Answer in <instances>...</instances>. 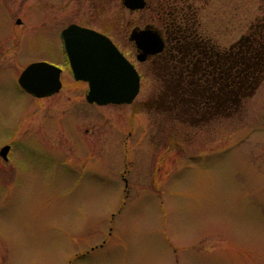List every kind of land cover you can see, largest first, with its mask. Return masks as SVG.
<instances>
[{
  "label": "rangeland",
  "instance_id": "obj_1",
  "mask_svg": "<svg viewBox=\"0 0 264 264\" xmlns=\"http://www.w3.org/2000/svg\"><path fill=\"white\" fill-rule=\"evenodd\" d=\"M42 2L58 33L73 20L110 32L141 15L0 0V264H264V79L232 120L202 128L155 118L152 63L136 64L131 105H89L87 85L42 49V38L59 43L40 25ZM209 2L201 28L223 50L263 19L261 0ZM43 57L65 71L48 100L17 85Z\"/></svg>",
  "mask_w": 264,
  "mask_h": 264
},
{
  "label": "trees",
  "instance_id": "obj_2",
  "mask_svg": "<svg viewBox=\"0 0 264 264\" xmlns=\"http://www.w3.org/2000/svg\"><path fill=\"white\" fill-rule=\"evenodd\" d=\"M175 28V43L153 63L147 105L161 122L191 127L230 121L264 79V15L228 50L199 30L194 17Z\"/></svg>",
  "mask_w": 264,
  "mask_h": 264
},
{
  "label": "water",
  "instance_id": "obj_3",
  "mask_svg": "<svg viewBox=\"0 0 264 264\" xmlns=\"http://www.w3.org/2000/svg\"><path fill=\"white\" fill-rule=\"evenodd\" d=\"M129 8L144 6L142 0H126ZM70 67L77 81L87 82L89 92L87 101L98 106L132 104L140 92L141 78L136 68L105 35L78 25H71L62 32ZM143 55L148 56L163 49L159 34L149 28L134 29L131 34ZM62 70L48 63L29 65L19 77V85L30 95L44 98L59 92ZM9 146L1 150L7 159Z\"/></svg>",
  "mask_w": 264,
  "mask_h": 264
},
{
  "label": "flooded vegetation",
  "instance_id": "obj_4",
  "mask_svg": "<svg viewBox=\"0 0 264 264\" xmlns=\"http://www.w3.org/2000/svg\"><path fill=\"white\" fill-rule=\"evenodd\" d=\"M55 1L59 2L61 0H55ZM84 1H86L90 5V7H91L89 9L90 11L96 12V13H93V14H95V17L92 16V18H95V19H98V17H96L98 14L100 15L101 13H105L106 11H128L129 14L141 13V15H140V18L138 19L137 25H130L129 26L123 20L120 19L119 23L117 24V29L113 30V31L111 30L110 32H106L104 30L102 31L101 29L96 28L94 26H91L89 24L79 23V22H76L75 20H73V21L69 22L68 25L64 29H61L60 33H58L57 28L59 27V25H56V19H54V22H55L54 26L51 23H49V19L52 21L51 16H54L52 14L54 11L51 13L52 15L48 14V11H46V7L44 6L45 3L42 2V10H44V11H42V21H44V22H42L40 25L42 26V29L45 28L47 25H50V26L52 25L54 27V30L57 32L58 39H59L58 45L49 49L46 47L47 40L42 38V49L45 51V48H46V52L48 50L52 51L53 52L52 57L61 58L63 60V63L67 64L68 67L70 68L72 76H73V74H72V70L70 67V59H69V56H68V53L66 50L64 40L61 36L63 30H65L69 26L78 25V26L83 27V28L95 30V31L107 36L110 40H112V42L116 45V47L120 50V52L127 58V60L136 67L137 63H143V64H145V63H152V64L157 63L160 61V58L164 57V53L166 51H171V49L173 48V45L175 43V28H179V26L181 28H187L190 24L189 21H186L187 16L193 15L192 17H194L195 25L197 26V28L199 30L203 31V29L201 28L202 24L200 21L201 14L204 11H208L207 7H210L212 5L211 2H209V4H208V0H142L144 2L143 7L129 8L127 3H126V0H84ZM261 1H262V3H261V5H259L258 11H264V0H261ZM215 5H216V3H215ZM214 11H217V10L214 9ZM147 12L151 13V20H149L148 22H146L145 25H143V22H144L143 14H145ZM57 13H58L57 21H59L61 19V16L59 15V11L55 12V14H57ZM136 21H137V19H136ZM20 23H21V20L18 18V24H20ZM128 26L130 28H128ZM136 28H138L140 30H143L145 28H149L152 31L157 32L159 34V36L161 37V40L163 42L162 51H160L156 54H152V55L148 56L144 61H141L139 59V56L143 55V50L139 49L137 47L136 43L131 40V34H132L133 30ZM32 42H40V40L39 41H33V40L30 41L29 40L26 43H32ZM7 43H8V41H7ZM43 44H45V45H43ZM7 46H8V48H11V49L13 48V44H11L10 41H9ZM20 51H21V49H20ZM11 53H13V49H12ZM12 57H16V56L12 55ZM44 58L45 57L42 58V63L48 62L49 64L55 65L54 63L56 61H53L54 63H52V62H49L47 59H44ZM55 66L62 69L61 77H60V80L62 81V78L64 77L63 74L65 73V71L63 70L62 67H60V65H55ZM140 77H141V82H142L143 77L141 76V74H140ZM76 82L84 83L87 85V88L85 90L86 91L85 96L87 97L88 92H89L88 83L83 82V81H76ZM19 89H20V91H23L21 88H19ZM62 89H63V81H62V88L59 92H57L53 95H50L48 97L38 99V100L51 99L52 97L59 95L61 93ZM89 105H91V104H89ZM10 151H11V149H10ZM10 151H9V153H10Z\"/></svg>",
  "mask_w": 264,
  "mask_h": 264
}]
</instances>
